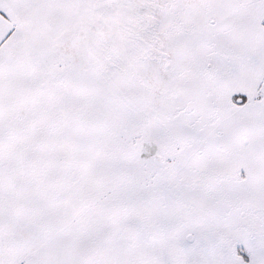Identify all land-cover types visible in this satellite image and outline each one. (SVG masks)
Wrapping results in <instances>:
<instances>
[{
    "label": "snow or ice",
    "instance_id": "1",
    "mask_svg": "<svg viewBox=\"0 0 264 264\" xmlns=\"http://www.w3.org/2000/svg\"><path fill=\"white\" fill-rule=\"evenodd\" d=\"M0 264H264V0H0Z\"/></svg>",
    "mask_w": 264,
    "mask_h": 264
}]
</instances>
